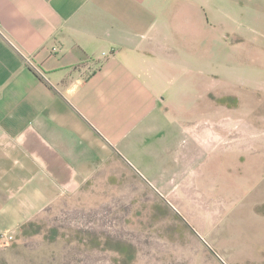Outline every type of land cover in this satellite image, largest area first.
Instances as JSON below:
<instances>
[{
	"label": "crops",
	"instance_id": "0c3cea01",
	"mask_svg": "<svg viewBox=\"0 0 264 264\" xmlns=\"http://www.w3.org/2000/svg\"><path fill=\"white\" fill-rule=\"evenodd\" d=\"M242 43L264 57V0H0V234L125 156L192 61Z\"/></svg>",
	"mask_w": 264,
	"mask_h": 264
},
{
	"label": "rangeland",
	"instance_id": "374dc122",
	"mask_svg": "<svg viewBox=\"0 0 264 264\" xmlns=\"http://www.w3.org/2000/svg\"><path fill=\"white\" fill-rule=\"evenodd\" d=\"M247 45L176 75L149 132L0 236V264H264V57Z\"/></svg>",
	"mask_w": 264,
	"mask_h": 264
},
{
	"label": "built area",
	"instance_id": "2783aa9c",
	"mask_svg": "<svg viewBox=\"0 0 264 264\" xmlns=\"http://www.w3.org/2000/svg\"><path fill=\"white\" fill-rule=\"evenodd\" d=\"M57 48H54V50ZM28 62L34 66L35 68H37L34 64V62L31 59H28ZM1 238H3L4 240H12L14 239V234H0Z\"/></svg>",
	"mask_w": 264,
	"mask_h": 264
}]
</instances>
